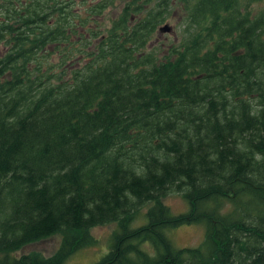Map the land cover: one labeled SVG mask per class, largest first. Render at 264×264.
I'll use <instances>...</instances> for the list:
<instances>
[{
    "label": "trees",
    "instance_id": "1",
    "mask_svg": "<svg viewBox=\"0 0 264 264\" xmlns=\"http://www.w3.org/2000/svg\"><path fill=\"white\" fill-rule=\"evenodd\" d=\"M115 2L0 4V264H65L109 223L95 264H264V8L128 0L103 26ZM177 2L183 39L160 58L147 46ZM192 224L203 241L176 247L168 230ZM54 235L50 256L13 255Z\"/></svg>",
    "mask_w": 264,
    "mask_h": 264
},
{
    "label": "rangeland",
    "instance_id": "2",
    "mask_svg": "<svg viewBox=\"0 0 264 264\" xmlns=\"http://www.w3.org/2000/svg\"><path fill=\"white\" fill-rule=\"evenodd\" d=\"M10 0H0V4H3L4 8ZM76 11L82 10V13H86L84 8L87 6L88 1L91 0H76ZM128 2V0H116V2L110 5L102 15L101 23L103 26H108L111 19L119 16L122 8ZM255 12L259 8H264V0L254 2L252 0V7ZM187 10L183 3H175L171 6L167 19L159 25L151 40L148 43L147 49L154 51L161 58L169 54V51L178 46L183 39L184 28L186 26ZM5 16L0 9V19ZM168 27V30H161V27ZM6 49L0 45V50ZM171 211L174 214L185 212L188 210V203L177 192L170 193L165 199ZM147 206L139 211L138 217L132 222V227H138L147 221ZM118 227L117 223H109L105 225L95 226L91 229V234L95 238L93 244L87 245L78 249L65 264H95L99 262L110 250L111 238L113 231ZM205 228L203 224L183 225L168 230V236L172 240L176 247H195L198 246L204 238ZM61 235H54L39 241H35L25 245L22 249L14 252L13 255L19 257L22 254L38 252L45 256H50L57 251L61 243ZM149 253L154 254V249L150 243H144L142 245Z\"/></svg>",
    "mask_w": 264,
    "mask_h": 264
},
{
    "label": "water",
    "instance_id": "3",
    "mask_svg": "<svg viewBox=\"0 0 264 264\" xmlns=\"http://www.w3.org/2000/svg\"><path fill=\"white\" fill-rule=\"evenodd\" d=\"M161 30H168V27H161Z\"/></svg>",
    "mask_w": 264,
    "mask_h": 264
}]
</instances>
